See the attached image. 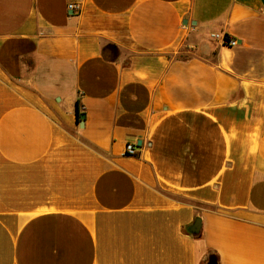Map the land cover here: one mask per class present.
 Masks as SVG:
<instances>
[{"label": "crops", "instance_id": "crops-1", "mask_svg": "<svg viewBox=\"0 0 264 264\" xmlns=\"http://www.w3.org/2000/svg\"><path fill=\"white\" fill-rule=\"evenodd\" d=\"M209 255L264 264V0H0V264Z\"/></svg>", "mask_w": 264, "mask_h": 264}, {"label": "built area", "instance_id": "built-area-1", "mask_svg": "<svg viewBox=\"0 0 264 264\" xmlns=\"http://www.w3.org/2000/svg\"><path fill=\"white\" fill-rule=\"evenodd\" d=\"M67 9L70 11H74L77 9V7L74 4H68ZM210 37L215 40H220L221 43L225 46L233 47L237 45V42L235 39L228 38L220 34H212ZM125 153L130 156L135 155L136 151H135L134 146L132 144H126Z\"/></svg>", "mask_w": 264, "mask_h": 264}, {"label": "water", "instance_id": "water-1", "mask_svg": "<svg viewBox=\"0 0 264 264\" xmlns=\"http://www.w3.org/2000/svg\"><path fill=\"white\" fill-rule=\"evenodd\" d=\"M82 120H83V116H81L80 123H82ZM199 230H200V220L197 218L192 224V228L190 229V232L192 234H197ZM205 264H216V259L214 255H209Z\"/></svg>", "mask_w": 264, "mask_h": 264}, {"label": "trees", "instance_id": "trees-1", "mask_svg": "<svg viewBox=\"0 0 264 264\" xmlns=\"http://www.w3.org/2000/svg\"><path fill=\"white\" fill-rule=\"evenodd\" d=\"M76 115H77V118H79V113H78V103L76 105Z\"/></svg>", "mask_w": 264, "mask_h": 264}]
</instances>
